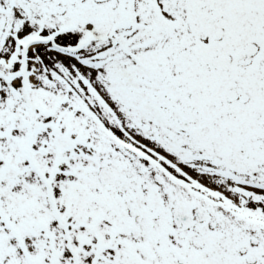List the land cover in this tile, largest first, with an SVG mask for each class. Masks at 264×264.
Listing matches in <instances>:
<instances>
[{
    "label": "snow or ice",
    "instance_id": "1",
    "mask_svg": "<svg viewBox=\"0 0 264 264\" xmlns=\"http://www.w3.org/2000/svg\"><path fill=\"white\" fill-rule=\"evenodd\" d=\"M0 264H264V0H0Z\"/></svg>",
    "mask_w": 264,
    "mask_h": 264
}]
</instances>
